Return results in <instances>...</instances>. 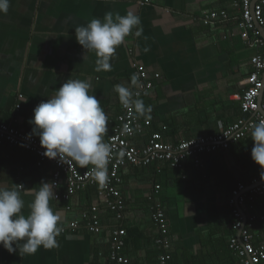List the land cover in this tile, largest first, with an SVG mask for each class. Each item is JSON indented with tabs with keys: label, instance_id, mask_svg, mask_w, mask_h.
<instances>
[{
	"label": "crops",
	"instance_id": "obj_1",
	"mask_svg": "<svg viewBox=\"0 0 264 264\" xmlns=\"http://www.w3.org/2000/svg\"><path fill=\"white\" fill-rule=\"evenodd\" d=\"M239 1L11 0L8 13L0 14V124L27 135L33 109L67 79H81L91 84V94L108 117L107 141L120 113L114 86H129L134 67L142 66L149 75L160 77L149 94L140 98L152 111L147 118L141 117L150 125L142 137L133 140L136 148L154 135H159L162 143L176 146L222 132L245 118L239 97L252 71L250 60L260 49L252 37L248 41L240 37ZM144 2L147 4L141 6ZM209 11H225L229 21L214 28L204 26L200 18ZM108 12L139 16L143 34L126 37L110 60L111 69L97 72L94 53H87L88 58L82 60L83 49L74 29L93 18L102 20ZM260 38L264 42L263 34ZM252 147L248 135L227 150L202 154V168H196L192 159L179 171L164 163L146 168L125 165L119 172L125 204L122 222L100 206L99 220L104 228L100 235L85 228L59 232L55 247H41L24 257L0 246V264H110L106 231L115 226L126 230L122 255L128 264H158L156 228L150 220L152 204L148 200L155 186L160 187L156 201L165 214L172 242V264H241L229 248L240 233L226 209L238 184L248 186L260 176V166L251 159ZM37 162L32 153L0 146V187L16 188L25 203L30 202L42 182L53 184L54 166H38ZM75 166L79 171L91 167ZM54 191L56 198L50 206L59 215L62 229L73 220L81 221V214L97 201L98 186L88 187L66 202L61 199L65 191L61 177ZM240 212L244 223L256 218L250 227L253 243H264V222L258 217L264 213V195L253 209L242 206Z\"/></svg>",
	"mask_w": 264,
	"mask_h": 264
},
{
	"label": "built area",
	"instance_id": "obj_2",
	"mask_svg": "<svg viewBox=\"0 0 264 264\" xmlns=\"http://www.w3.org/2000/svg\"><path fill=\"white\" fill-rule=\"evenodd\" d=\"M145 4L147 2L141 3V6ZM236 7L240 8L237 28L241 39L248 41L252 37L260 49L259 53L250 60L252 71L247 78V87L239 97L240 110L245 118L231 124L216 135L185 140L176 146L162 143L160 136L154 135L146 145L138 149L133 145V140L145 134L150 122L137 118L134 112L123 108L120 104V113L116 124L111 136L106 141L114 148V156L108 165L109 180L106 186L99 187L91 179L89 174L91 167L79 171L73 162L60 163L59 157L49 159L44 156L45 149L41 148L39 139L35 137L29 139L21 130L0 124V146L7 144L10 147L34 153L38 158V166L43 163L53 165L55 169L52 173L54 187L59 184L61 177H64L65 191L61 195L63 201L68 202L71 196L88 187L98 186L96 203L92 204L87 212L81 214V221L73 220L62 228L61 234L75 233L80 228H85L92 235H100L104 230L99 220L100 206L108 209L116 221H123L125 204L120 191L122 180L119 171L125 165L146 168L155 163H164L169 168L179 171L186 160L192 159L196 168H202L200 155L229 149L230 146L250 135L252 123L264 119V79L261 78L264 72V42L260 38L261 34L264 35V0H240ZM227 21H229V16L225 11L205 12L200 18V22L204 26L211 28ZM134 75L141 83V87L138 89L140 93L138 98L148 95L153 88L154 81L160 77L159 74L149 75L142 66L134 67ZM259 98L263 102L259 103ZM18 108L19 106L16 107V109ZM125 124L134 129L132 134L121 135V129ZM121 150L125 153L122 159L118 156ZM159 189V186H155L153 194L148 198L152 204L150 220L156 228L154 244L161 253L157 258L158 264H172L169 254L171 240L165 214L161 205L156 201ZM246 192L248 193L246 194ZM263 195L264 180L261 179V176L253 179L248 186L238 184L230 194L228 203L234 208L232 213L235 220L234 229L240 234L239 238H233L230 241L229 248L240 259L241 264H262L264 262V243L254 244L250 231L251 222L256 218L252 217L250 223H244L240 212L242 206L253 209L257 199ZM258 217L264 222V213ZM106 235L110 239L108 254L110 264H128L129 260L122 255L125 247V228L123 226L111 227L106 231Z\"/></svg>",
	"mask_w": 264,
	"mask_h": 264
},
{
	"label": "clouds",
	"instance_id": "obj_3",
	"mask_svg": "<svg viewBox=\"0 0 264 264\" xmlns=\"http://www.w3.org/2000/svg\"><path fill=\"white\" fill-rule=\"evenodd\" d=\"M11 0H0V14H7ZM77 43L82 46V60L87 53L95 54V71H109L110 60L125 38L143 34L139 16L129 12L120 15L108 12L103 19L93 18L86 25L74 29ZM140 80L133 75L129 86L117 84L114 92L123 108L134 112L137 118H147L151 105H145L138 89ZM31 132L28 138H39L44 156L59 157L60 163L74 162L81 168L91 166L90 176L99 187L108 183V165L114 156L113 145L105 141L108 117L96 95L91 94L87 80L67 79L50 98L41 101L28 121ZM253 141L251 159L260 166L264 180V119L251 124ZM134 129L125 124L121 135H130ZM125 153L119 151L122 159ZM54 184L42 182L27 204L16 188L0 187V246L21 257L33 255L41 247L56 246L55 237L61 231L60 220L50 201L56 198ZM27 208L25 213L23 210ZM15 245V247H14Z\"/></svg>",
	"mask_w": 264,
	"mask_h": 264
},
{
	"label": "trees",
	"instance_id": "obj_4",
	"mask_svg": "<svg viewBox=\"0 0 264 264\" xmlns=\"http://www.w3.org/2000/svg\"><path fill=\"white\" fill-rule=\"evenodd\" d=\"M36 138V137H35ZM240 141V140H239ZM6 146H7V144H5ZM231 147V146H230ZM12 148H14V147H12ZM16 149H18V148H16ZM21 150V149H20ZM191 160V159H190ZM190 164H191V166L194 168V166H193V163L191 162V161H188ZM168 167V166H167ZM169 168V167H168ZM169 169H171V168H169ZM173 170V169H172ZM177 171V170H176ZM92 187V186H91ZM233 209L234 208H232L231 206H229V208L228 209H226V210H228V213H227V215L229 214L230 215V217H233ZM234 221V220H233ZM171 248H172V242H171ZM171 248H170V251H169V254L171 255ZM156 258H158V256H159V254H161L160 253V251L158 250H156ZM109 260V259H108Z\"/></svg>",
	"mask_w": 264,
	"mask_h": 264
},
{
	"label": "bare ground",
	"instance_id": "obj_5",
	"mask_svg": "<svg viewBox=\"0 0 264 264\" xmlns=\"http://www.w3.org/2000/svg\"><path fill=\"white\" fill-rule=\"evenodd\" d=\"M24 151V150H23ZM27 152V151H26ZM29 153H31V152H29ZM32 154H34V153H32ZM35 155V154H34ZM36 156V155H35ZM120 172V171H119ZM119 175H120V173H119ZM120 178H121V176H120ZM122 180V179H121ZM122 184V183H121ZM121 186V185H120Z\"/></svg>",
	"mask_w": 264,
	"mask_h": 264
}]
</instances>
